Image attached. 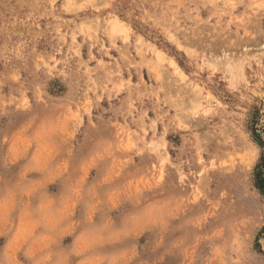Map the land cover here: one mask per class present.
Wrapping results in <instances>:
<instances>
[{"label":"rangeland","instance_id":"1","mask_svg":"<svg viewBox=\"0 0 264 264\" xmlns=\"http://www.w3.org/2000/svg\"><path fill=\"white\" fill-rule=\"evenodd\" d=\"M261 184L264 0H0V251L131 223L99 259L264 264Z\"/></svg>","mask_w":264,"mask_h":264},{"label":"clouds","instance_id":"2","mask_svg":"<svg viewBox=\"0 0 264 264\" xmlns=\"http://www.w3.org/2000/svg\"><path fill=\"white\" fill-rule=\"evenodd\" d=\"M27 132V129L22 130L21 135ZM43 135L39 128L33 131L28 139L22 141L23 151L20 158L27 155L28 148L32 147L33 144L43 146ZM26 174V173H25ZM264 188V184L258 185ZM147 201L142 202L138 205L131 215L143 214L147 210ZM42 210V209H41ZM12 211V207H6L3 209V214L0 215V236L5 235V229L8 227V213ZM21 215H28L27 205L20 208ZM171 217L165 211L161 216L155 218V226L166 227ZM43 223L45 228H55L56 224L51 223L47 216L41 221H35L32 224L33 228L39 227ZM75 226L70 225L65 230L64 234L71 235V231L74 230ZM101 231L103 234L101 235ZM97 231L90 228L88 225L84 226L83 231L77 237L73 248L69 252L54 251L48 249L46 246L38 247L42 240L47 237H40L35 243H28L27 241L22 242L18 245L12 253L8 251H0V264H20V261L16 259V253H21L25 257L24 264H128V258H116L104 257L103 260L98 258V249L101 245H115L121 240L125 239L129 235L137 234L131 223L128 225L127 231H108L101 230ZM77 257L78 259L73 261L69 260V257Z\"/></svg>","mask_w":264,"mask_h":264},{"label":"bare ground","instance_id":"3","mask_svg":"<svg viewBox=\"0 0 264 264\" xmlns=\"http://www.w3.org/2000/svg\"><path fill=\"white\" fill-rule=\"evenodd\" d=\"M112 25H114V24H112ZM113 27H114V26H113ZM117 27H118V26H117ZM117 27H116V28H117ZM116 28H115V29H116Z\"/></svg>","mask_w":264,"mask_h":264}]
</instances>
